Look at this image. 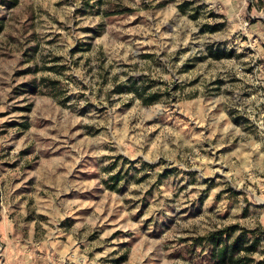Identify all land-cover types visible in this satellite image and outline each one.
<instances>
[{"label": "rangeland", "instance_id": "374dc122", "mask_svg": "<svg viewBox=\"0 0 264 264\" xmlns=\"http://www.w3.org/2000/svg\"><path fill=\"white\" fill-rule=\"evenodd\" d=\"M14 3L0 264H219L223 231L260 262L264 0Z\"/></svg>", "mask_w": 264, "mask_h": 264}, {"label": "trees", "instance_id": "16d2710c", "mask_svg": "<svg viewBox=\"0 0 264 264\" xmlns=\"http://www.w3.org/2000/svg\"><path fill=\"white\" fill-rule=\"evenodd\" d=\"M17 1L18 0H15L14 4H17ZM4 28V23L0 21V34L3 32ZM157 100V96L153 95L144 99V103L146 105H152ZM225 234L230 236L228 231H223L211 238L212 244H215L213 256L219 264H227L229 262H233L234 264H264V258L258 263L252 258L258 244L257 241H252L249 245L247 234L244 232L233 242L231 247H228L223 244V241H221ZM241 253H244V255L241 256Z\"/></svg>", "mask_w": 264, "mask_h": 264}]
</instances>
